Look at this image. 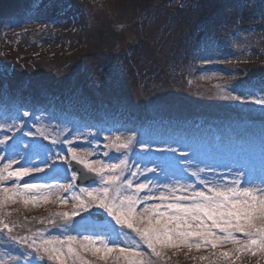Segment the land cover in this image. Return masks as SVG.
Wrapping results in <instances>:
<instances>
[{"label": "snow or ice", "instance_id": "snow-or-ice-1", "mask_svg": "<svg viewBox=\"0 0 264 264\" xmlns=\"http://www.w3.org/2000/svg\"><path fill=\"white\" fill-rule=\"evenodd\" d=\"M224 98L241 99L231 93ZM5 120L13 123L0 125V235L23 251L13 255L9 248L0 264H20L21 258L41 264L45 257L54 264H92L86 255L101 264H158L169 249L213 250L211 264H234L242 253L264 255V169L257 174L251 163H201L190 149L147 141L140 129L125 125L98 128L78 151L80 145L69 139L78 128H65L63 139L53 137L49 146L26 139H48L40 128H27L35 123L31 110H9ZM101 132L109 149L103 156L114 150L116 162L89 159L97 154ZM57 145H68L67 151L61 155ZM56 162L66 167L54 169ZM73 162L92 174L78 191L77 182L86 177ZM46 171L51 180L34 178ZM16 203H70L71 209L52 214L60 222L48 219L42 230L21 234L8 211ZM50 228L60 235H51ZM227 245L232 247L225 250Z\"/></svg>", "mask_w": 264, "mask_h": 264}, {"label": "rangeland", "instance_id": "rangeland-1", "mask_svg": "<svg viewBox=\"0 0 264 264\" xmlns=\"http://www.w3.org/2000/svg\"><path fill=\"white\" fill-rule=\"evenodd\" d=\"M10 1L12 0H0V11L5 8L9 11L8 13L0 12V28L4 27V29L10 30L6 37H0V49L2 50L0 54V92H3L2 95L6 94L7 103L10 105L9 108L1 110L0 116L3 121L0 125L4 126L5 113L9 110L20 107L21 112L24 109L33 111L36 104L39 107L40 104H45L46 106L39 109V112H32L33 117H43V121L33 125L31 131L35 133L37 128H40L48 136V139L45 140L38 134L35 137L26 139L34 138L42 140L44 144L51 143L53 137L61 138L65 134V128L75 127L79 129L74 134L75 141L80 144L79 148L81 150L78 149V151H82L83 148L88 147L84 137L95 133L98 128L111 126L110 123L118 124L117 127L120 125L130 128L138 127L142 131L151 127L156 121L147 126L131 123L130 120L138 115H130L129 113L137 114L141 110L139 105L142 104L143 98L147 97L151 101L147 108H143L148 112L147 114L154 111L163 112L166 109L172 111L165 114L170 116L157 117L160 119L159 127L161 131L167 133L171 125H177L181 129L179 139L183 141L184 149H190L195 157L199 155V158L196 157L199 162L216 166L218 160L205 152L210 147H218L210 139L215 136L222 142L221 132L228 128V122L237 125L235 129L242 124L235 118V111L230 105V99L224 98L223 92H229L228 88L232 87L226 82L227 75L230 74L236 77L232 83L233 85L244 83L241 80L245 79L240 77L242 71L233 72L232 68L245 69L247 72L252 70L254 74L256 71L257 74L264 75V0H173L170 2H166V0H21L25 5L32 8L33 12L39 17L46 18L48 22L62 20L66 23L70 22V27H72L66 33L57 32L59 37L56 34L36 35L35 33L29 37L31 32H27L28 37H26L24 43L14 34V29L9 28L12 27L10 25L11 18L18 12L17 9L13 10V7L7 4ZM220 2H228L227 6L223 8V13L214 14L211 20L205 21L204 19H206L208 13L205 12V7H216ZM193 11L195 13L190 15V12ZM19 13L21 14L23 11L20 10ZM2 15L4 17H1ZM141 16L147 18V20L140 24L138 21ZM192 16L198 22L201 21V27H205V29L212 32V35L209 34L210 36H206L202 32L197 36L198 45L203 46L204 49L209 46L216 48L219 43L217 39L220 37L218 35H223L222 37L226 39L227 31L236 26L235 29L239 32L238 45H241V49H236L235 52L241 51L242 55H238L241 57L239 59H251L254 61L253 64L248 66L219 65L221 70H217L212 75L200 76L204 83H209L208 86L204 85L200 88L188 85L185 89L182 76L188 73L189 68L185 67L186 69L180 73H174L170 71V67L168 69L167 65L170 62L173 67L178 65L176 61L179 60L172 56L176 50H184L180 56L185 54L186 43L181 44V42H187V27L191 26L188 25L190 22L185 20H190ZM24 20H27V18H22L17 22ZM82 22L88 23L85 26L87 33L84 31L78 32V27ZM93 26L95 29L99 28L108 32L109 39L99 42L96 39V34H88ZM198 30L200 29L198 28ZM214 33L217 36H214ZM35 41H49L52 47L47 49L44 44L36 46ZM148 41L149 47H147ZM22 44H25V47ZM136 44H139L138 50H135ZM222 44L221 48H223ZM191 46H195L192 40ZM11 48L14 50L13 53ZM33 52H37V56ZM205 53L211 60H216L215 54L217 52L208 51ZM27 54L32 55L29 63L25 56ZM106 54L109 57H106ZM120 54L122 58L124 57L123 59H120ZM247 56L250 57L245 58ZM165 58L167 62L164 65L161 59L165 60ZM225 59L222 60L227 62ZM211 60L206 59L205 61ZM222 60L220 59V61ZM259 63L262 65H258ZM198 64L197 62V66ZM121 67L124 69L125 74L122 72ZM73 68H77L75 74L79 72L78 78H73L77 81H73L72 75H70ZM146 74H148V78L145 80L143 77ZM19 78L29 80V84L23 89H19L20 87H17L14 83ZM71 80L76 83L78 88L83 90V99L95 106L99 105L95 102L94 96H102L107 97L114 103L125 106V109L114 111L102 107L96 110L88 106L87 111H85V105L66 99L62 94L58 97L55 91H60V87L73 91ZM2 83H5V86L1 87ZM42 88L47 89L48 92L42 102H37L38 94ZM196 92L198 94L188 97V94H195ZM262 92L264 93V88ZM171 93H174V99L168 100L166 96ZM19 95L23 96L22 100H18L20 103L12 101ZM195 96L199 101L197 99L193 100ZM10 97L11 99H9ZM214 97H217L220 102L214 100ZM248 100L257 103L264 102V99L248 98ZM190 102L196 104L191 108ZM210 106L221 109V113L217 116L219 120L215 121L216 124L215 122L210 124L212 118L206 119V121L196 119V121L191 122L194 126L191 129H186L180 126L179 121L171 118V116H192L194 112L206 111ZM113 111L116 113L114 114ZM228 111H232L233 115H228ZM237 111L243 114L248 113L245 114L250 120L247 122L261 133L260 137H264V111L259 112L260 115L253 114L255 111L242 106L237 107ZM89 113H95L94 117L88 116ZM90 122L94 124L92 129L89 125ZM12 123L13 121L7 120V126ZM187 131H191L193 134L190 135L191 132ZM104 135H107V133L101 132L100 137H98L99 144L95 156H103L105 151L103 145L107 143L102 139ZM251 135L248 134V140ZM77 137H80V139L77 140ZM96 143V141L93 142V144ZM246 146L239 150V157H250V148ZM61 150V146L57 145L56 151L63 155ZM89 151H91L90 147ZM109 157L106 160L107 162H109ZM233 161L238 162V159H232L228 156L223 164L226 165ZM65 167L64 165L60 167L57 162L53 166L54 169H64ZM57 175L60 176L63 173L58 172ZM34 178L38 181H49L52 178V172L50 171L48 176L39 174ZM64 179H70V176H64ZM52 182L55 183V181ZM10 208L11 217H16V212L21 209L28 208L38 218V227L45 228L48 219H56L57 222H60V218L52 214L57 211H70L71 204L58 206L49 203L35 207L31 205L25 207L20 203H16L10 205ZM50 229L54 230L53 235H60V230ZM18 231L21 232V229H18ZM70 234L75 235V233ZM9 248L13 250V255H18L21 251L5 236L0 235V259L8 260L7 255L4 253ZM200 250L203 251L204 248ZM85 258L91 262L93 261L91 255H86ZM205 259L209 261L206 264H211L209 258ZM233 260L234 264H264V255L258 254L253 257L250 254L242 253L238 258L233 257ZM20 264H24L22 258Z\"/></svg>", "mask_w": 264, "mask_h": 264}, {"label": "bare ground", "instance_id": "bare-ground-1", "mask_svg": "<svg viewBox=\"0 0 264 264\" xmlns=\"http://www.w3.org/2000/svg\"><path fill=\"white\" fill-rule=\"evenodd\" d=\"M7 4L8 5H10V6H12L13 7V10H16V9H21L22 8V6H24V4H23V2L21 1V0H12V1H10V2H7ZM21 11H23V10H21ZM0 12H6V13H8L9 11L5 8L3 11H0ZM31 15H34V13H31V12H24L23 11V13H19V12H16V14H15V16L14 17H12L11 18V20H10V23L11 22H14V21H18V20H20V19H22V18H28V20L30 21V19H29V17L31 16ZM1 17H4V15H2ZM65 18H67V17H65ZM67 27H70L71 26V23L70 22H68V23H66V22H64V21H62ZM28 23V22H27ZM88 23L87 22H82L81 23V25L78 27V32L79 33H81L82 31H84L85 33H87L85 30H87V28L85 27L86 25H87ZM60 29H63V28H65V26H62V27H59ZM90 30V29H89ZM20 33H22V32H20ZM96 34V39L99 41V42H101V41H105V40H108L109 39V34H108V32H105L103 29H99V28H97V29H95L94 28V26H93V29L91 28V30L89 31V33L88 34ZM40 44H44V47L45 48H47V49H49V48H51L52 46H51V43L49 42V41H46V42H44V41H40L39 42ZM22 46L23 47H25V44H22ZM229 46H233V47H236L234 44H230ZM147 47H149V41H148V46ZM138 45L136 44L135 45V50H138ZM215 50V49H214ZM213 50V51H214ZM204 51H212V49H210V48H208V47H206L205 49H204ZM232 52V50L231 49H227V50H222L220 53H218V54H216L215 56H220V55H223V54H229V53H231ZM113 54V53H112ZM111 54V55H112ZM166 55H167V53H166ZM166 55H165V57H166ZM106 57H109V55L108 54H106L105 55ZM217 64V63H216ZM121 69H122V72L125 74V72H124V69L121 67ZM211 68H209V67H206L205 68V71L207 72V73H211ZM41 96V95H40ZM23 99V96L22 95H20L19 97H17V98H14L13 100L14 101H18V100H22ZM0 109H1V106H0Z\"/></svg>", "mask_w": 264, "mask_h": 264}]
</instances>
